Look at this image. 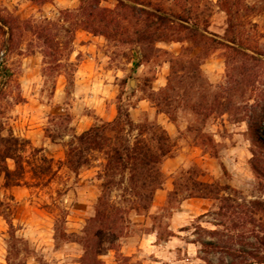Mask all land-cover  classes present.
Masks as SVG:
<instances>
[{"label": "rangeland", "instance_id": "obj_1", "mask_svg": "<svg viewBox=\"0 0 264 264\" xmlns=\"http://www.w3.org/2000/svg\"><path fill=\"white\" fill-rule=\"evenodd\" d=\"M260 113L264 0H0V264H259Z\"/></svg>", "mask_w": 264, "mask_h": 264}, {"label": "trees", "instance_id": "obj_2", "mask_svg": "<svg viewBox=\"0 0 264 264\" xmlns=\"http://www.w3.org/2000/svg\"><path fill=\"white\" fill-rule=\"evenodd\" d=\"M30 1L35 2V3H37V2L44 3L48 0H30ZM183 14L187 18V21L193 20V22L196 23V20L192 17V14L188 10H184ZM176 18L177 19H183L182 16H180V15H177ZM157 20L159 22H162V23L167 21V19L160 18V17H157ZM170 20L171 19H169L167 22H170ZM9 36H10V34H9ZM199 38L201 40H205L204 45H206V42L215 43V41L209 40L203 34H200ZM237 42H239V41L236 39V40L230 41L229 43L231 45H234ZM208 45H209V43H208ZM224 46H227V45H224ZM227 48H231V47L227 46ZM233 52H235V51H233ZM124 118L126 119L127 116H124ZM257 120L258 121L264 120L263 113H260L259 115H255L254 122H256ZM113 124L114 123H105V124H102L100 126H95V127L90 128L88 131L82 133L79 136V138H78L79 143L84 144V143H87L90 141H94L96 138L101 136L102 133L110 130V128L112 127ZM255 142H256V145H257L260 153L264 155V136L256 133L255 134ZM116 153L120 154V157H118V160H121L124 157L127 160L126 161L127 164L128 163L130 164V162H133L132 163L133 166H134V164H137V165L140 164V166H145L148 162V161H146L148 150L146 151V153H144V155H142V154L139 155L140 159H138L137 157L134 158V156H133V155H135L134 151L132 153L131 152L129 153L127 148L122 149V151H117ZM251 168L257 175L261 176L264 179V158H263V156H262V158L255 157L253 159V161L251 162ZM106 187H107V185L102 186L103 191H104V189H106ZM263 194H264V188H263ZM101 199H102V197L100 198L99 201H101ZM229 208H232V207H229ZM237 209H238V212L235 213V214H237V216H236L237 225H234L235 226L234 228H241V230H244V226L249 225L251 228L250 235H252L256 239L258 246L264 248V201H252V202H249L247 205L244 204L242 206H237ZM257 216L259 218L255 219V217H257ZM254 228H256V230H254ZM248 245L253 246L251 244H248ZM226 253L229 254V256H233V254L229 253L228 251ZM235 253H238L240 255H244V253L239 252V251H237ZM245 255L252 258V260H256V262L259 264L264 263V256H261L256 252L255 253H245Z\"/></svg>", "mask_w": 264, "mask_h": 264}, {"label": "water", "instance_id": "obj_3", "mask_svg": "<svg viewBox=\"0 0 264 264\" xmlns=\"http://www.w3.org/2000/svg\"><path fill=\"white\" fill-rule=\"evenodd\" d=\"M132 85H133V81L131 80V81L129 82V87L131 88Z\"/></svg>", "mask_w": 264, "mask_h": 264}]
</instances>
